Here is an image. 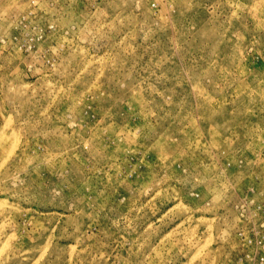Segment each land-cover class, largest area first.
<instances>
[{
	"label": "rangeland",
	"instance_id": "rangeland-1",
	"mask_svg": "<svg viewBox=\"0 0 264 264\" xmlns=\"http://www.w3.org/2000/svg\"><path fill=\"white\" fill-rule=\"evenodd\" d=\"M0 264H264V0H0Z\"/></svg>",
	"mask_w": 264,
	"mask_h": 264
}]
</instances>
